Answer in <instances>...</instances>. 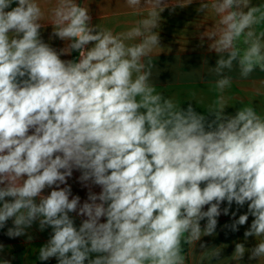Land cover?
I'll list each match as a JSON object with an SVG mask.
<instances>
[{
	"label": "clouds",
	"instance_id": "clouds-1",
	"mask_svg": "<svg viewBox=\"0 0 264 264\" xmlns=\"http://www.w3.org/2000/svg\"><path fill=\"white\" fill-rule=\"evenodd\" d=\"M126 4L146 15L114 34L78 0H55L47 18L37 0H0V229L12 220L6 234L17 238L36 221L50 227L39 259L57 264H187L184 246L213 236L235 203L247 211L224 227L237 232L251 216L244 239L259 242L235 243L231 258L264 264V116L252 106L226 114L223 95L205 113L157 93L153 53L169 3ZM197 10L218 17L202 38L219 57L207 72L221 93L234 66L242 79L264 72V4L201 0ZM46 24L64 47L44 41ZM74 170L89 188L83 203L67 183ZM224 247L200 243L201 261L223 264Z\"/></svg>",
	"mask_w": 264,
	"mask_h": 264
},
{
	"label": "crops",
	"instance_id": "crops-1",
	"mask_svg": "<svg viewBox=\"0 0 264 264\" xmlns=\"http://www.w3.org/2000/svg\"><path fill=\"white\" fill-rule=\"evenodd\" d=\"M78 2L87 3L92 25H97L100 29H109L114 34L129 30L143 15H146L145 12L137 13L129 8L126 0H78ZM167 2L169 8L161 13V23L158 29L161 48L153 53L154 68L151 82L156 86V92L171 99L177 106L186 108L191 103L197 112L205 113L223 95L229 106L225 109L226 114L234 115L239 107L252 106L258 114L264 116V72L257 69L248 79H242L238 74V67L234 66L230 73L232 83L223 93L216 87L217 78L207 72L208 68L215 67L219 57L214 50H209L212 41L207 36L202 38V34L214 26L218 17L211 10L205 13L198 11L201 0H193L185 7L177 6V0H167ZM37 3L41 5L47 18L48 10L55 5V0H37ZM251 3L253 5L264 4V0H251ZM257 32H264V24L257 26ZM51 33V24H46L41 29L45 42L50 43L57 50L64 47V41L55 37L50 39ZM126 43H131V41H126ZM74 53L61 58L73 59ZM205 61H207L206 64ZM80 175L78 170H74L67 183L71 186L72 194L80 196L81 203H83L87 199L89 188L79 181ZM91 190L97 193L100 191L98 186H91ZM49 192L50 189H45L43 195ZM227 206V202H224L221 208ZM246 211L247 205L238 208L233 203L229 215L221 214L218 217V226L213 236L202 237L193 250H188V246L185 245L186 252H189L187 264H210L207 260L201 261L200 254L205 251L200 248L202 242L206 243L208 248L224 245L220 258L223 264H236L231 258L235 243H245L246 248H251L259 242V238L249 237L247 241L244 239L243 234L250 226L251 216L248 223L240 226L237 232H232L224 226L233 222L231 212H236L235 218H238ZM70 215L75 217L76 225L79 226L83 218L74 213ZM205 223L206 221L201 222L202 228ZM12 226V220H9L5 227L0 229V244L4 246L3 252L0 253V260H9L11 264H37L41 261L39 249L49 240L52 229L46 227L44 231H41L39 222L36 221L31 228L26 229V235L9 238L6 233L7 229ZM49 260L56 259L50 258ZM211 264H218V262L213 260ZM241 264H259V262L249 261L248 253H246Z\"/></svg>",
	"mask_w": 264,
	"mask_h": 264
},
{
	"label": "trees",
	"instance_id": "trees-1",
	"mask_svg": "<svg viewBox=\"0 0 264 264\" xmlns=\"http://www.w3.org/2000/svg\"><path fill=\"white\" fill-rule=\"evenodd\" d=\"M76 57H77V53L75 52L73 59H75ZM184 248L186 252V247L184 246ZM37 264H57V261L56 260L38 261Z\"/></svg>",
	"mask_w": 264,
	"mask_h": 264
},
{
	"label": "built area",
	"instance_id": "built-area-1",
	"mask_svg": "<svg viewBox=\"0 0 264 264\" xmlns=\"http://www.w3.org/2000/svg\"><path fill=\"white\" fill-rule=\"evenodd\" d=\"M77 56H78V53H77Z\"/></svg>",
	"mask_w": 264,
	"mask_h": 264
}]
</instances>
